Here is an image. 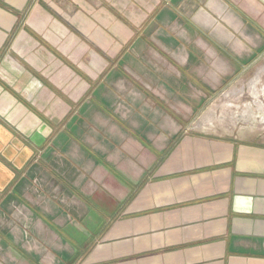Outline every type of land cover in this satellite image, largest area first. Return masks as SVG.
<instances>
[{
    "label": "crops",
    "instance_id": "obj_1",
    "mask_svg": "<svg viewBox=\"0 0 264 264\" xmlns=\"http://www.w3.org/2000/svg\"><path fill=\"white\" fill-rule=\"evenodd\" d=\"M254 1L0 0V264H264V144L189 128Z\"/></svg>",
    "mask_w": 264,
    "mask_h": 264
},
{
    "label": "rangeland",
    "instance_id": "obj_2",
    "mask_svg": "<svg viewBox=\"0 0 264 264\" xmlns=\"http://www.w3.org/2000/svg\"><path fill=\"white\" fill-rule=\"evenodd\" d=\"M253 4L250 8L255 11L254 21L262 30L256 44L261 43L262 51L254 63L242 74H235L229 85L217 92L193 119L189 128L195 132L264 144V0Z\"/></svg>",
    "mask_w": 264,
    "mask_h": 264
},
{
    "label": "bare ground",
    "instance_id": "obj_3",
    "mask_svg": "<svg viewBox=\"0 0 264 264\" xmlns=\"http://www.w3.org/2000/svg\"><path fill=\"white\" fill-rule=\"evenodd\" d=\"M259 75V74H258ZM261 77V76H260ZM256 79V78H255ZM252 82V81H251ZM234 91V90H233ZM239 92V91H238ZM230 93V92H229ZM260 93V92H259ZM235 95V94H234ZM228 96V95H227ZM233 96V95H232ZM231 96V97H232ZM239 96V95H238ZM242 96V95H241ZM235 97H236V95H235ZM201 122V121H200ZM202 123H203V121H202ZM199 127V126H198Z\"/></svg>",
    "mask_w": 264,
    "mask_h": 264
}]
</instances>
